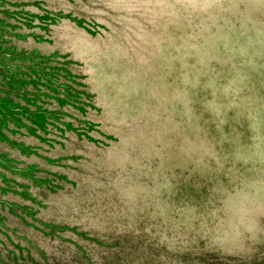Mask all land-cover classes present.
<instances>
[{
	"label": "rangeland",
	"instance_id": "obj_1",
	"mask_svg": "<svg viewBox=\"0 0 264 264\" xmlns=\"http://www.w3.org/2000/svg\"><path fill=\"white\" fill-rule=\"evenodd\" d=\"M0 264H264V0H0Z\"/></svg>",
	"mask_w": 264,
	"mask_h": 264
}]
</instances>
